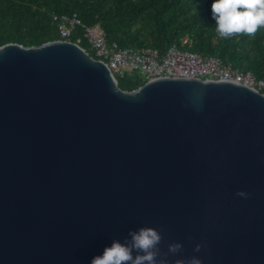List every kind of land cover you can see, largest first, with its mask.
Here are the masks:
<instances>
[{
	"label": "water",
	"instance_id": "water-1",
	"mask_svg": "<svg viewBox=\"0 0 264 264\" xmlns=\"http://www.w3.org/2000/svg\"><path fill=\"white\" fill-rule=\"evenodd\" d=\"M0 264H264V95L0 45Z\"/></svg>",
	"mask_w": 264,
	"mask_h": 264
},
{
	"label": "trees",
	"instance_id": "trees-1",
	"mask_svg": "<svg viewBox=\"0 0 264 264\" xmlns=\"http://www.w3.org/2000/svg\"><path fill=\"white\" fill-rule=\"evenodd\" d=\"M72 13L82 25L98 24L107 43L163 53L187 37L183 48L264 80V0H0V45L56 40L51 15ZM82 32L76 25L68 39L86 47ZM116 82L130 91L144 81L133 74Z\"/></svg>",
	"mask_w": 264,
	"mask_h": 264
},
{
	"label": "built area",
	"instance_id": "built-area-1",
	"mask_svg": "<svg viewBox=\"0 0 264 264\" xmlns=\"http://www.w3.org/2000/svg\"><path fill=\"white\" fill-rule=\"evenodd\" d=\"M56 22L59 40L70 41L74 27H83L82 37L86 47L78 45L83 51L91 52V56L102 62L114 79L126 75H136L143 81L156 77H177L205 80L232 81L247 86L264 95V80L256 78L249 71H242L223 64L218 57H201L182 46L189 45L187 37H182L179 44H171L159 53L155 48L119 47L115 42L107 43L98 24L82 25L74 13L52 14ZM72 42V41H71Z\"/></svg>",
	"mask_w": 264,
	"mask_h": 264
}]
</instances>
